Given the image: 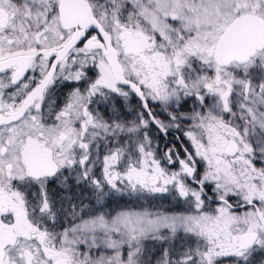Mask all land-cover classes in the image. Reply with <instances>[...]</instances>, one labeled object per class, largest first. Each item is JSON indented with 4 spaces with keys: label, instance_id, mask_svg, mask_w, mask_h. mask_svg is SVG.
Returning <instances> with one entry per match:
<instances>
[{
    "label": "snow or ice",
    "instance_id": "1",
    "mask_svg": "<svg viewBox=\"0 0 264 264\" xmlns=\"http://www.w3.org/2000/svg\"><path fill=\"white\" fill-rule=\"evenodd\" d=\"M0 264H264V0H0Z\"/></svg>",
    "mask_w": 264,
    "mask_h": 264
},
{
    "label": "flooded vegetation",
    "instance_id": "2",
    "mask_svg": "<svg viewBox=\"0 0 264 264\" xmlns=\"http://www.w3.org/2000/svg\"><path fill=\"white\" fill-rule=\"evenodd\" d=\"M65 88V86L57 85L55 86V91L53 96H57L58 92ZM60 93V92H59ZM117 104L121 105V111L125 113L129 118H131V109H135L138 106V99L133 97L129 102L127 107L122 106V101L117 100ZM155 108V106H153ZM155 114L158 118L162 120H167L166 115L160 111L158 108H155ZM150 135L153 138L154 147L157 150V154L162 156L165 151L169 148H173L179 152L180 156H184V148H188L189 151H193L191 143L187 140L186 137L183 136L182 132L177 131L176 129H172L169 131L168 135L165 136L163 133L159 132L155 126H152L150 129ZM179 137V139H177ZM169 168H178V164L176 165H168ZM90 191V190H89ZM159 200V199H158ZM158 203V202H156ZM161 203V201L159 202ZM164 207H174V202L170 205L167 201L163 202Z\"/></svg>",
    "mask_w": 264,
    "mask_h": 264
},
{
    "label": "trees",
    "instance_id": "3",
    "mask_svg": "<svg viewBox=\"0 0 264 264\" xmlns=\"http://www.w3.org/2000/svg\"><path fill=\"white\" fill-rule=\"evenodd\" d=\"M67 90L68 89H66V88H62V90L59 91L60 93L58 92L57 96H53V98L57 101L58 104H62L63 103V101H64V99H65V97H66V95L68 93ZM88 191L89 190H85V195H87Z\"/></svg>",
    "mask_w": 264,
    "mask_h": 264
},
{
    "label": "rangeland",
    "instance_id": "4",
    "mask_svg": "<svg viewBox=\"0 0 264 264\" xmlns=\"http://www.w3.org/2000/svg\"><path fill=\"white\" fill-rule=\"evenodd\" d=\"M59 85L65 86V88L68 89L67 91H69V87H68L67 85H65V84H59ZM101 151L103 152L104 150L102 149ZM171 169H174V170H175V169H177V168H171ZM96 171H97V173H99L100 169L97 168ZM156 202L159 203L160 200L157 199ZM143 203H144L145 206H148V202H147V201H144ZM130 206H136V207H138V205H130ZM163 206H164V204H163Z\"/></svg>",
    "mask_w": 264,
    "mask_h": 264
}]
</instances>
